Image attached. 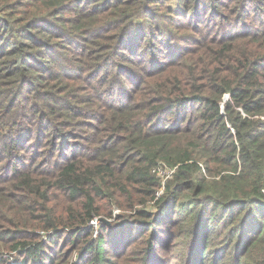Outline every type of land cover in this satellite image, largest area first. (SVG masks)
<instances>
[{"label": "trees", "instance_id": "1", "mask_svg": "<svg viewBox=\"0 0 264 264\" xmlns=\"http://www.w3.org/2000/svg\"><path fill=\"white\" fill-rule=\"evenodd\" d=\"M47 1L61 6L73 0ZM100 1L110 2L98 15L113 24L117 36L102 38L111 43L98 52V45L89 44L97 48L90 52L76 37L69 41L72 48L62 46L82 58L87 75L52 89L58 57L45 47L56 45L50 41L56 33L42 27L43 21L28 23L27 16L13 14L15 1L0 0V57L12 63L5 77L25 75L31 92L42 85L54 90L39 108L26 109L30 129L23 121L15 123L24 137L2 140L10 142L12 167L0 185V252L14 246L29 264H67L74 252L80 259L74 264H116L136 243V264H264V12L259 15V0H231L240 32L227 37L219 35L223 28L212 31L196 50L181 51L165 64L157 61L161 53L153 58L146 49L167 46L155 42L146 21L156 0L90 4ZM200 3L193 1L195 16ZM221 7L227 14L231 10ZM133 10L142 12L143 25L133 27ZM222 14L214 15L208 5L204 13L210 24ZM105 51L129 68L110 60L99 65L104 57L95 54ZM80 84L87 93L82 100L74 94ZM30 142L35 149L25 163L19 154ZM157 167L174 171L162 180ZM114 207L128 214L118 217L117 233L100 227L93 238L91 221L109 218Z\"/></svg>", "mask_w": 264, "mask_h": 264}, {"label": "rangeland", "instance_id": "2", "mask_svg": "<svg viewBox=\"0 0 264 264\" xmlns=\"http://www.w3.org/2000/svg\"><path fill=\"white\" fill-rule=\"evenodd\" d=\"M6 1L8 3H10V1H15L17 3L12 9L13 14L20 16L21 19L27 16L28 23L31 22L33 18H36V21H43L45 25L42 27H45L47 31L56 33L52 34L53 38L50 39V41L56 45H48L45 47L51 52L54 51L58 57L51 73V81L49 82V86L52 89L61 87L62 81L65 83L66 81H69V78H76L81 74L83 77L87 75L86 72L82 71V69H84L82 58L77 54L63 52L60 50L62 46L72 48L69 41H72L76 37V41L85 47L87 46L88 51L90 52L92 49L97 48L89 44L98 45L100 47L97 49L98 52L103 49V47H106L104 45H109L111 43V41L101 40L102 38H112L117 36V34L111 29L113 24L108 23V20L102 19L98 15L99 11L106 10L110 6L109 1H106V3L100 1L98 3L90 4V0H82L79 6L78 3L80 0H73L66 4L65 1L61 4V6L49 5L47 0L39 3L34 2L33 0ZM193 1L194 0H191V3L187 5V0H185V2L181 0H156L155 3L150 4V7L146 10L149 14L146 21L152 24L150 33L153 37L158 39L155 42L159 41L162 44L167 45L165 47L158 45L153 50L151 48H146L148 51H152L151 56L153 58H156L158 55L157 52L163 55L157 60L158 62L165 64L168 62L170 57L178 56L181 51L192 52L196 50V46L198 44L208 39L209 36H213L212 31L216 32L220 28L225 30H220L219 35L227 37H231L235 33L241 31L242 25H236L237 20L240 19L238 14L239 12L234 14L235 9H232L235 2H231V0H201V3L199 4L198 16H195L192 14L191 10ZM207 5L213 7L214 15L223 13L220 20L218 19L216 22L211 24L207 22L209 19L208 15H204V13H206ZM221 5L229 6V9H231L230 12L227 14L226 10H224ZM259 8H261L259 11L260 15L264 12V0H259ZM59 9H62L64 14L58 15L57 13ZM215 11H217V13H215ZM248 13L247 9L240 12L241 18ZM132 14L136 16L133 27L137 26V24H139V26L143 25L144 22L140 18L142 12L133 10ZM128 16L129 15L127 14L126 19ZM227 17H230V20L223 25L222 20ZM60 19L64 21V24H61ZM121 21L122 20L116 21V24ZM194 25L197 26L194 27ZM218 25L221 26L218 27ZM95 55L104 57L103 61H99V65L110 60L109 62L118 65L120 68H129V66L125 62H121L119 58L111 59V51L100 52ZM177 58H175V60ZM11 64L12 63H9L6 58H2V56L0 57V178L5 177L12 167L11 162H9L10 160H8V149L11 150L10 142L4 144L2 140L6 136H8L10 141L17 137H24V130H17L15 123L23 121V128L27 130L30 129V127H32L29 124L31 120V112L26 109L30 106H34L37 109L40 107V103L43 101V98L49 99L52 95H54V90H50L49 87L45 88V85L36 88L34 92L28 90V85H26L24 81L25 79L29 81V78L25 75L21 78L5 77V74L11 70ZM89 65H92V63ZM150 68L151 66H149V69ZM136 73L140 74L141 71L136 70ZM82 85L83 84L78 86L76 85V92L74 93L80 100L84 99L87 95L86 91L81 90L83 89L81 88ZM102 93H105L106 97H108L107 88H104ZM139 99L140 98H138V100ZM82 107L84 106H81V108ZM12 125H14L12 132L7 133L8 128ZM33 149H35V143L30 142L27 148L28 151L26 150L24 153L20 152L19 155L24 157L25 163H28L29 158L33 153ZM43 162L44 159L39 158L38 164L41 165ZM38 167H36V169ZM168 170L174 171V168H170ZM204 175L207 179L214 177L208 175V173H204ZM4 181L5 178H2L0 180V185H3L2 183ZM162 191L163 189H161L157 194L160 195ZM3 205V203H0V208ZM103 207H105V204H103ZM152 208V202H148L146 210H151ZM0 213L4 212L0 210ZM108 213L110 214L109 218L103 217L101 219H94L91 221V225H93L94 230L93 238H95V234L100 227L103 228L105 226H110L108 229L112 231V234L117 233L119 229L118 217L120 215H128L120 211L117 207L108 210ZM20 218L24 221L27 217L24 214H21ZM3 223H5L3 224L5 227H8L7 222ZM62 245L63 242L60 244V248ZM13 247L14 246L10 245L6 249L1 250L0 259H2V264H29L28 262H24V256L20 254L18 250L15 251ZM139 250L140 246L135 243L128 249L126 258L123 260H116V264H136L137 262L135 259L138 257L137 252ZM173 253L174 250L171 251L170 257ZM55 254V256H58L60 252H55ZM79 260V254L74 252L68 259L67 264H74L79 262Z\"/></svg>", "mask_w": 264, "mask_h": 264}, {"label": "built area", "instance_id": "3", "mask_svg": "<svg viewBox=\"0 0 264 264\" xmlns=\"http://www.w3.org/2000/svg\"><path fill=\"white\" fill-rule=\"evenodd\" d=\"M154 172L156 173V175L158 177H160L162 180H165L167 178H169L171 176V174L173 173L172 170H168L166 168H162V167H157Z\"/></svg>", "mask_w": 264, "mask_h": 264}]
</instances>
